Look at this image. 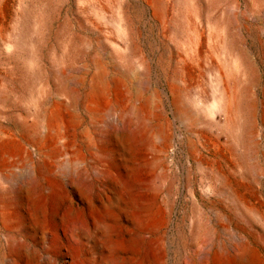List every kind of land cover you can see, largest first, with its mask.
<instances>
[{
  "label": "rangeland",
  "instance_id": "obj_1",
  "mask_svg": "<svg viewBox=\"0 0 264 264\" xmlns=\"http://www.w3.org/2000/svg\"><path fill=\"white\" fill-rule=\"evenodd\" d=\"M1 9L0 264H218L239 244L264 264V224L222 185L225 176L264 211V127L241 161L219 103L221 86H236L222 68L231 11L240 18L227 32L263 99L264 0H1ZM174 91L185 118L173 113ZM37 115L45 128L34 129ZM108 204L113 251L97 229Z\"/></svg>",
  "mask_w": 264,
  "mask_h": 264
},
{
  "label": "bare ground",
  "instance_id": "obj_2",
  "mask_svg": "<svg viewBox=\"0 0 264 264\" xmlns=\"http://www.w3.org/2000/svg\"><path fill=\"white\" fill-rule=\"evenodd\" d=\"M213 2L216 3L218 2V0H213ZM2 18L3 12L1 9L0 0V29ZM239 18L238 14L235 11H231L225 15V19L223 22L224 36L222 39L221 48L225 52L226 58L222 63V68L223 72L232 75L236 79V86L231 89L226 85H222L220 89L219 103L224 107V110L228 116V125H230L228 127V132L230 133L229 137L232 141V145L237 146L242 150L243 154L240 158L241 161L245 162V157L251 154V148L254 144L253 137L255 135L256 123L259 121L264 127V86L262 87L263 99L258 100L254 92L258 83V76L254 70V67L248 62L245 57H243L240 52H238L236 42L227 32L229 26H232L234 23H236ZM27 29L28 23L24 19L23 23H21L20 25V32L17 36L18 48L22 47L24 42H26ZM201 39L202 33L196 32V50L201 44ZM73 47L74 46L71 45L70 49H73ZM122 78L123 77H115L112 78L111 81L114 84H123L124 79ZM105 81L106 74L103 71H99L93 79L91 88L96 92L101 91ZM136 92L138 93V91ZM145 100L146 104L148 102V99ZM170 102L175 116L177 115V117L179 118H185L189 115V108L183 101L181 95H179L176 91L173 92V98L170 100ZM117 113L119 117H123V112L121 110H118ZM46 123V120L39 119L37 115L34 123V129L39 130L40 128H45ZM161 135L164 136V129L163 126L159 125L158 123V136ZM187 146L189 148L193 147V145L189 141H187ZM248 173V168H246V170H242L239 178L241 182L244 178V175ZM223 178V187L227 189L229 188L233 191V198L235 199V201L243 205L264 224V211L259 210L256 206L249 203L244 197V194L230 181V179H227L225 176ZM112 204H108L103 207L102 212H100L99 210L97 212V229H101L104 238L103 240L105 241V243H107L111 251H113L116 246H113L114 244L109 241L110 230L106 220L109 213V207H111ZM100 243H102V241ZM231 249L232 254H228L229 252H226V249H224L217 255L218 264H253V260L251 258L252 251L246 244L233 245ZM112 263L113 259L111 256H106V258H103L102 260V264ZM149 264H155V262H149Z\"/></svg>",
  "mask_w": 264,
  "mask_h": 264
}]
</instances>
